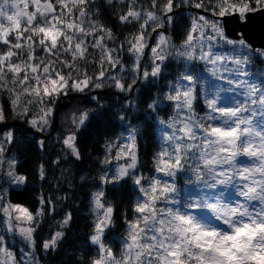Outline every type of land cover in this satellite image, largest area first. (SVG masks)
<instances>
[{
    "label": "snow or ice",
    "instance_id": "6c2138e0",
    "mask_svg": "<svg viewBox=\"0 0 264 264\" xmlns=\"http://www.w3.org/2000/svg\"><path fill=\"white\" fill-rule=\"evenodd\" d=\"M107 2L112 4L113 0ZM118 2L123 3L124 0ZM132 2L134 4V0ZM29 3L35 5V11H28ZM57 3L60 5L59 12L52 3L41 4V0H0V41L6 47V51L0 53V87H4L5 77L10 72L13 74V83L18 82L23 93L35 95L41 103L44 97L54 101L57 96L66 94L69 88L83 92L92 81L89 78L72 79L75 65L68 60H59V56L65 53L70 54L72 61L85 59L88 52L86 40L89 36L94 37L91 46L101 50V63L107 62L112 68L120 66L121 71L123 70L119 53L109 48L106 43V40L113 37L111 30L92 22H89L87 28L81 26L87 15L85 11L87 0H71V6L65 0H57ZM151 3L153 7L156 6V0H151ZM188 3L196 9L212 12L215 19L197 17L176 55L183 57L186 62L203 61L205 71L212 77L225 81L226 84H219L203 92L202 99L207 111L198 119L194 102L197 100V85L204 83L201 77L185 67L184 74L178 76L175 82H168L169 92L165 99L174 102L179 119L169 122L172 134L162 132L165 142H172L173 151L169 153L167 148H164L158 154L155 170L174 178L177 171L185 170L190 153L195 164L189 165L187 171L192 173L194 179H187L186 183L195 184L200 190L199 195H189L180 199L175 183L167 180L162 182L158 178L149 181L148 187L145 188L142 185L143 177L132 173L135 184L140 186V191L147 199L137 203L134 213L138 215L126 222L125 252L121 259H117L111 248L103 243L105 229L114 222V209L111 204L106 207L105 202H102L101 198L105 194L101 189L94 194L97 211L104 209V212L102 216H98L94 234L90 238L91 242L98 246L99 252V257L93 259L92 264H264V127H262L264 78L259 74L254 77L247 70V65L251 61L249 55L245 54L255 53L264 57V50L253 49L242 35L238 39L228 38L225 28L227 18L233 15L241 23L246 24L249 13L264 11V0H188ZM65 8L67 12L64 11ZM74 8L79 12L80 19L69 22ZM172 11L173 0H167L162 12ZM141 15L140 11L133 10L132 5H129L128 11L119 15L118 19L124 23H131L132 20H139ZM143 15L146 18L140 25L139 34L128 41V50L135 54L136 63L133 71L138 78L147 80L149 77L158 78L162 74L169 54L165 51L168 40L163 34H159L158 41L150 49L151 72L141 70L139 61L147 46L145 29L149 21L155 25L151 28L152 31L163 26L156 23L158 18L153 12H146ZM167 19L170 21L172 18L168 16ZM193 33H198V36H194ZM10 36L15 43L9 40ZM21 40L27 47V59L19 55L24 48ZM223 46H231L230 51L233 54L215 51L216 48ZM34 47L42 48L46 54L51 55L33 57ZM52 56H55L56 60H53ZM34 59L37 61L35 64L32 63ZM228 62H231V66ZM41 68L42 72L38 74ZM64 68L69 70L66 75L62 74ZM21 72L24 73L22 78ZM104 77L105 72L102 70L96 79L95 87L103 86L100 81ZM30 79H34L35 87L26 83ZM113 81L115 87L128 92L133 91L132 84L136 82L133 79L132 84L125 87L119 78L113 77ZM8 91L14 93L15 90L10 88ZM225 95L231 96V105L221 104ZM19 99L20 93H15L11 98L14 109ZM157 104V101H153L149 108L155 109ZM27 111V107H23V113ZM52 111L51 107L42 109L39 120L32 119L30 123L41 132L45 131L49 126ZM88 118L89 113L84 112L78 118H74L73 123L83 126ZM4 119V108L0 104V121ZM178 124L181 125L179 128ZM7 136L11 140V132ZM132 139L133 143L129 145L127 152L121 149V152L117 153L118 159L122 155H130L131 162L126 166H118L111 178L107 175L102 176L105 184L124 179L136 168L135 138ZM75 140V134L70 133L64 138L63 143L78 159L79 151L75 146ZM40 143L42 145L43 141ZM0 152H3L2 146ZM239 156L256 158L259 162L251 165L238 164ZM109 162L108 159L104 161ZM7 175L17 186L26 182L25 176L15 172V161L9 162ZM39 175L41 179L45 176L42 165ZM219 185L235 187L238 195L244 199L236 200L234 204L225 202L224 193L218 192L214 196L215 202H212L214 195L212 190H216ZM4 199L5 197L0 196V200ZM158 201H163L166 206L157 208ZM252 201H259V205L251 204ZM203 209H210L216 220L227 225V230L201 219L197 215V210ZM13 211L25 214L28 222L34 220L28 209L20 205H0V212L7 218L5 232L0 233V257H3L0 258V264H35L36 241L33 236L35 227L18 229L29 246L27 249L19 250L20 262L8 247L7 233L12 232L13 237L16 234L12 222ZM15 220L19 221L20 217L15 216ZM70 220L71 213H68L62 226L67 225ZM63 236L62 231L55 232L49 240L43 242V249L55 248Z\"/></svg>",
    "mask_w": 264,
    "mask_h": 264
},
{
    "label": "trees",
    "instance_id": "16d2710c",
    "mask_svg": "<svg viewBox=\"0 0 264 264\" xmlns=\"http://www.w3.org/2000/svg\"><path fill=\"white\" fill-rule=\"evenodd\" d=\"M52 1L57 2V0ZM166 3L167 0H156V6L153 7L151 0H134V4L132 0H124L123 3L113 0L112 4L107 0H87L85 6L87 15L82 27L87 28L89 22H92L111 30L113 37L111 40H106V43L109 48L119 53L123 70L121 71L120 66L112 68L107 62L101 63V50L91 46L93 36H89L86 40L88 52L85 54V59L72 61L70 54L61 53L59 60H68L75 65L72 79L89 78L92 81L81 93L97 91L89 95L69 96L68 105L60 110L56 131L50 138L41 136L39 130L27 124L26 118L38 113L39 100L35 95L23 93L22 86L18 82L13 83V74L10 72L5 77L4 87H0V101L5 115L4 122L0 124V131H12L7 153H16L18 158L16 170L26 177L22 187H10L8 196L12 202L27 206L34 214L41 209L43 216L37 225L34 237L36 252L42 264H92L93 259L99 257L98 246L94 245L90 238L94 234V225L100 216L92 199L101 189L105 194L101 198L102 202H105L106 207L111 204L114 209V222L105 230L103 243L111 248L117 259H121L125 252L126 222L138 215L134 213V209L138 202L145 200L140 186L134 182L135 177L132 173L143 177L142 185L145 188L148 187L149 181L160 175L161 172L155 170L158 154L168 147L162 138V131L165 124L177 114L174 102L165 99V95L169 92L168 82H175L178 76L184 74L185 67L199 75L202 81L207 74L203 61L186 62L183 57L176 55L165 61L162 74L158 78L149 77L143 81L133 72L135 62L132 52L128 50V41L139 34L140 25L145 18L141 15L139 20H132L131 23L121 22L118 16L125 14L129 5L141 14L153 12L158 18L157 24L163 25L152 31L151 28L155 25L151 26L148 23L145 36L150 44L155 40L156 32L160 28L174 45H181L199 14L206 16L207 19H215L212 12L196 9L188 3V0H173V11L163 13L162 8ZM73 12L77 19L79 12L75 8ZM167 16H171L172 19L169 21ZM4 51L6 47L0 41V53ZM19 55L27 59V50L22 49ZM32 55L46 57L51 54H46L42 48L34 47ZM51 58L56 60L55 56ZM249 60L251 62L247 65V70L254 77L259 74L264 78V59L255 53H249ZM141 61V70L152 69L148 50ZM36 62L35 59L32 61L33 64ZM102 70L105 72V77L100 81L103 86L97 88L95 82ZM68 71L64 68L62 74L66 75ZM23 75L24 73L21 72V78ZM113 77L119 78L125 87L132 84L135 79V84H132L133 91L121 92L115 87ZM26 83L35 87L33 79ZM10 88L15 90L14 93L8 91ZM206 89L208 90V87L205 83L197 85V100L194 102V108L198 119L207 111L202 99ZM71 92L73 89L69 88L67 93ZM15 93H20V99L14 109L11 98ZM153 101L158 102L155 109L149 108ZM221 104L227 105V102L223 99ZM23 107L28 109L25 116L22 115ZM84 112L89 113V118L75 135V146L79 151L77 159L63 140L74 124L73 119ZM161 121L164 123L162 124ZM129 133L135 138L137 166L124 179L105 184L101 177L107 175L111 178L114 175L111 169L116 161L118 147ZM40 141H43L42 145ZM243 158L245 157L239 156L238 164L246 163L247 160L244 161ZM105 159L110 162L104 163ZM194 164L195 161L189 154L185 170L178 171L174 177L180 199L189 196L192 184H187L186 180L194 177L187 168ZM41 165L45 169L43 179L39 175ZM163 204L159 202V206L163 207ZM68 213H71V220L67 225L62 226ZM57 231L64 233L63 238L58 241L55 248L44 250L43 242L49 240Z\"/></svg>",
    "mask_w": 264,
    "mask_h": 264
},
{
    "label": "rangeland",
    "instance_id": "374dc122",
    "mask_svg": "<svg viewBox=\"0 0 264 264\" xmlns=\"http://www.w3.org/2000/svg\"><path fill=\"white\" fill-rule=\"evenodd\" d=\"M52 3L53 5H54V8H55V10L57 11V12H59L60 11V5L56 2H54V1H52V0H41V4H44V3ZM65 2L69 5V6H71V0H65ZM36 9H35V5H32L31 3H29V9H28V11L29 12H31V11H35ZM64 11L65 12H67V8H65L64 9ZM74 13V12H73ZM144 13H146V12H144ZM143 13V14H144ZM142 14V16H144ZM199 16H204V15H202V14H199L198 15V17ZM168 17V16H167ZM204 17H206V16H204ZM144 18H146L145 16H144ZM37 19L39 20L40 18H39V16L37 17ZM62 19H63V17H62ZM78 19H79V17L76 19V17H75V15L73 14L70 18H69V22H76V21H78ZM158 20V19H157ZM209 20H211V19H209ZM158 21H156V23H157ZM149 24L151 25V26H153L154 24H153V22L152 21H149ZM23 26V25H22ZM82 26V25H81ZM206 31H207V29H205ZM70 32L72 31V30H69ZM159 34H163L166 38H167V40H168V45L167 46H165V51H166V53H168L169 54V57H171V56H174V55H176V51L178 50V49H180L181 48V46L183 45V44H181V45H178V46H176V45H174L171 41H170V39L168 38V36H167V34L163 31V29H158L157 30V32H156V37H155V40L152 42V44H150L149 43V40H148V38H147V46H146V48H145V50H144V52H143V54L141 55V57H140V61H139V63L141 64V60H142V58H143V56L146 54V50H148L149 51V58L151 59V61H152V54H151V51H150V49L153 47V46H155V44H156V42L158 41V39H159ZM209 35L211 34L210 32L208 33ZM26 35H27V33H26ZM193 35L194 36H198V33H193ZM228 38H230L229 36H228ZM36 38L34 37V40H35ZM230 39H238V38H230ZM9 40L12 42V43H15V41L14 40H12V37L10 36L9 37ZM2 42V41H1ZM21 44L22 45H24V48L23 49H26L27 50V47H26V44H25V42L23 41V40H21ZM67 45H65V47H66ZM230 49H231V46H223V47H220V48H216L215 49V51H217V52H224V53H227V54H229V55H232L233 53L230 51ZM257 50H264V49H257ZM245 54H247V55H249V53H245ZM253 54V53H252ZM132 56H133V59H134V62L136 63V59H135V54L134 53H132ZM177 56V55H176ZM261 57V56H260ZM263 59H264V57H262ZM19 62V61H18ZM17 62V63H18ZM204 63V62H203ZM229 63V66H231V62H228ZM205 64V63H204ZM40 72H42V68L41 69H39L38 70V74L40 73ZM134 72V71H133ZM149 72H151V70L149 71ZM202 79V78H201ZM34 80V79H33ZM42 80H43V77H42ZM141 80H143V81H145L144 79H141ZM203 80H204V83H205V85L208 87V90H211V89H213L215 86H217V85H219V84H226V82L225 81H221V80H219L218 78H214V77H212L208 72H207V74L205 75V77L203 78ZM34 84H35V81H34ZM36 86V85H35ZM42 86V85H41ZM120 90V89H119ZM121 91V90H120ZM73 92H77V93H81V91H77V90H74L73 89ZM73 92H71V93H73ZM121 92H123V93H126L127 91H121ZM66 94H69V93H67L66 92ZM66 94H62V95H59V96H57L56 97V99L54 100V101H50V99H49V97H44V101H43V103H41L40 101H38V113L36 114V115H31V117H27L26 118V120H27V124H28V126L29 127H33L32 126V124L30 123V121L32 120V119H37V120H39V117L41 116V114H42V109H46V107H51L52 109H53V111H52V113L50 114V117H49V126L46 128V130L44 131V132H41L40 130H39V128L38 127H33V128H35L36 130H39L40 131V133H45V134H47V133H49L50 131H51V128H52V125H53V122H54V113H55V110H56V107L54 108V106H55V103H57L58 104V102L60 101L61 103L65 100V97H64V95H66ZM224 102H227V105H231V103H232V100H231V96H229V95H225L224 96ZM0 104H1V101H0ZM57 104H56V106H57ZM25 114L26 113H23L22 115L23 116H25ZM81 114H79V115H77L75 118H78L79 116H80ZM173 119H179V116L176 114V116L173 118ZM172 119V120H173ZM171 120V121H172ZM4 122V120H2V121H0V124H2ZM57 126V125H56ZM181 125H177V128H179ZM80 127L81 126H77V124H73V126H72V128L71 129H69L68 130V132H67V134H66V136L67 135H69L70 133H74L75 135H76V133H77V131L80 129ZM262 127H264V126H262ZM172 128L169 126V122L168 123H166L165 124V128L163 129V131L162 132H167V133H169V134H172ZM10 132H11V134H12V131L10 130ZM9 132H4V131H0V146H2L3 147V152H0V196H3V197H5V199L4 200H0V205H7V204H10V205H20V206H22L23 208H26V209H28V212H30L32 215H33V217H34V220L32 221V222H28L27 220H26V216H25V214H23V213H20V212H17V211H13V225H14V227H15V229H16V234H15V236L13 237V233L12 232H8L7 233V236H6V239H8V247L10 248V250L11 251H13L15 254H16V260L18 261V262H20L21 261V255H20V249H22V248H24V249H27L29 246H28V244L24 241V239H23V237L19 234V231H18V229L20 228V227H23V228H28V227H35V228H37V225H38V223L41 221V219H42V212H41V209L37 212V214H34L33 212H31L30 210H29V208L27 207V206H23L22 204H19V203H16V202H12L10 199H9V196H8V191H9V189H10V187H22L23 185H19V186H17V185H15V184H13L11 181H10V178L8 177V175H7V172H8V170H9V162L10 161H15V172L18 174V175H22V174H20V173H18L17 172V170H16V164H17V161H18V158H17V155H16V153H14V152H11V153H7V150H8V144H9V139H8V136H7V134H8ZM55 133V132H54ZM177 135H179V132H177ZM65 136V137H66ZM127 138L121 143V145L118 147L119 149H118V152H121V149H123L125 152H127L128 151V148H129V145H131L132 143H133V134L132 133H129L127 136H126ZM41 142V141H40ZM135 143V142H134ZM196 143H199V141H196ZM41 144V143H40ZM167 145H168V147H167V150H168V152L169 153H171L172 151H173V145H172V142H167L166 143ZM117 152V153H118ZM190 154V153H189ZM135 155H136V147H135ZM245 158H243L244 159V161H245V159L247 160L246 161V165H251V164H253L254 162L255 163H258L259 161L256 159V158H249V157H247V156H244ZM116 161H115V163H114V165H113V167H112V171L114 172V174H115V172H116V170H117V168H118V166H120V165H127L128 163H130L131 162V156L130 155H122L121 156V158H117V154H116ZM165 159H167V157H165ZM137 161H138V159H137ZM238 161H239V157H237V163H238ZM249 161V162H248ZM244 164V165H245ZM137 166V165H136ZM135 169H133V170H131V172L132 171H134ZM130 172V173H131ZM178 172V171H177ZM22 176H24V174L22 175ZM194 177V176H193ZM157 178L158 179H161L162 180V182L163 181H165V180H167L168 182H172V183H175L174 182V179L175 178H173V177H167V176H165L164 175V173H160V175H158L157 176ZM156 178V179H157ZM190 191H189V195H199V189L195 186V184H192L191 186H190ZM100 191V190H99ZM212 192H213V200H212V202H215V198H214V196H215V193H218V192H223L224 193V197H223V199H224V201L225 202H232L233 204H234V202L236 201V200H243L244 198L243 197H240L239 195H238V193H237V191H236V189H235V187H233V186H225V185H219L218 186V188L216 189V190H212ZM97 193V192H96ZM178 198H179V195H178ZM145 199H147L146 197H145ZM159 202H161V203H164L163 201H158L157 202V205H156V207L157 208H161V206H159ZM92 203H94V196H93V199H92ZM251 204H253V205H259V201H252L251 202ZM166 205H165V203L163 204V207H165ZM94 207H95V204H94ZM95 209H96V207H95ZM96 211H97V209H96ZM99 214H100V216H102L103 215V212H104V209H99L98 211H97ZM39 214V215H38ZM197 215L201 218V219H203V220H205V222H207V223H211V224H216L217 226H220V227H223V228H225L226 230H227V225H224L223 223H222V221H218V220H216V218H215V216H214V214H213V212L210 210V209H203V210H197ZM15 216H19L20 217V220L19 221H17V220H15ZM6 220H7V218L4 216V214L2 213V212H0V233H4L5 232V227H6ZM142 226V225H141ZM106 230V229H105ZM35 233V232H34ZM33 236H34V234H33ZM34 239H35V241H36V238L34 237ZM34 251H35V264H42L41 263V261H40V259L38 258V254H37V252H36V248H34ZM0 258H3V257H0Z\"/></svg>",
    "mask_w": 264,
    "mask_h": 264
},
{
    "label": "water",
    "instance_id": "95a60500",
    "mask_svg": "<svg viewBox=\"0 0 264 264\" xmlns=\"http://www.w3.org/2000/svg\"><path fill=\"white\" fill-rule=\"evenodd\" d=\"M203 12V11H200ZM204 14H206L204 12ZM249 19L246 24L241 23L238 19H236L235 15L230 16L227 18V24L225 25L227 36L230 38H240L242 35L245 39L246 43L251 45L253 49H264V11H257L255 13H249ZM167 30V29H166ZM97 90H94L90 93H84L86 95L92 94L96 92ZM82 93H69L64 95L65 100L61 103L58 102L56 106V110L54 113V122L51 128V131L47 134L40 133L41 136H44L45 138H50L53 133L56 131V125L58 123V116L60 113V110L63 109V107H66L68 105V97H73L77 95H84ZM37 132V131H36ZM38 133V132H37Z\"/></svg>",
    "mask_w": 264,
    "mask_h": 264
}]
</instances>
